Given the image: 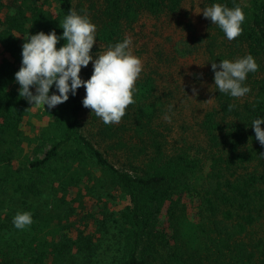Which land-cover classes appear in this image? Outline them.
Wrapping results in <instances>:
<instances>
[{
	"label": "trees",
	"instance_id": "16d2710c",
	"mask_svg": "<svg viewBox=\"0 0 264 264\" xmlns=\"http://www.w3.org/2000/svg\"><path fill=\"white\" fill-rule=\"evenodd\" d=\"M186 1L0 0V197L10 179L33 217L18 230L16 212L4 216L0 202V264H264V146L251 127L264 117V0H204L206 7L239 5L241 34L230 41L208 19L196 35L189 19L188 34L173 43V59L202 53L207 65L213 99L194 122L171 127L163 117L175 119L177 109L169 112L174 104L144 73L119 123L105 124L90 110L86 124L81 86L46 106L37 136L23 130L31 105L14 73L28 35L61 34L64 16L76 10L97 25L95 54L122 41L143 16H180ZM247 54L259 65L245 81L251 91L219 93L211 63ZM91 73L82 67L80 75ZM14 161L21 168L11 182L3 170ZM118 193L126 203L113 210Z\"/></svg>",
	"mask_w": 264,
	"mask_h": 264
},
{
	"label": "clouds",
	"instance_id": "9594fccd",
	"mask_svg": "<svg viewBox=\"0 0 264 264\" xmlns=\"http://www.w3.org/2000/svg\"><path fill=\"white\" fill-rule=\"evenodd\" d=\"M203 16L223 31L228 40H233L243 31L245 21L243 9L236 5L228 7L212 3L204 7ZM61 34L55 30L47 33L38 31L28 35L21 48V65L14 73L20 86L19 93L32 106H47L50 111L66 102L69 95L75 96L83 86L85 95L82 105L90 108L103 123H119L128 105L134 104L135 84L143 71L142 59L133 54L131 37L126 36L114 45L109 44L101 54H92L96 44L97 25L87 14L70 10L59 25ZM65 42L57 47V44ZM92 64V73L87 79L80 75L82 67ZM259 65L251 54L233 60L223 59L219 64L211 63L213 81L219 93L241 98L251 89L245 83L250 72ZM50 89H54L50 92ZM193 93L197 94L196 88ZM234 105H229V109ZM172 106L169 105V112ZM166 121L171 116L165 114ZM264 117L252 120L251 127L256 140L264 146ZM13 226L24 230L33 223L31 211H17L12 218Z\"/></svg>",
	"mask_w": 264,
	"mask_h": 264
},
{
	"label": "rangeland",
	"instance_id": "374dc122",
	"mask_svg": "<svg viewBox=\"0 0 264 264\" xmlns=\"http://www.w3.org/2000/svg\"><path fill=\"white\" fill-rule=\"evenodd\" d=\"M204 7H206L204 0H187L180 16H163L159 19L143 16L127 34L132 39L133 54L143 61V71L140 76L144 73L153 75L157 82L158 93L164 96L165 100L168 98L167 100L174 104L172 108L177 109V113H173L177 121L172 118L170 124L173 125L168 123L171 127L176 125V129L182 118L190 120V123L194 122V116L199 117L201 110L210 105L213 99L210 78L207 76L208 69L202 53L177 60L173 59L171 54L173 43L188 34L185 24L189 19L196 35H202L205 32L208 18H205L201 11ZM104 51L106 50L102 49L96 54ZM87 67L92 69L91 62ZM193 88H196L197 94L193 93ZM45 110L46 106L44 109L42 105L30 108L23 130L31 138L45 128L48 121V117L44 114ZM90 110L84 107L82 113V119L86 124H91L92 110ZM26 156L28 153H22L21 159L24 160ZM18 168H21L19 162L14 161L9 169L3 170V175L11 176L12 182ZM9 180L3 181L4 192L0 197L5 211V214L2 212L4 216L22 211L23 208L16 189ZM125 201L121 194H115L111 199L114 205L112 209L123 208ZM84 223L87 222L84 221Z\"/></svg>",
	"mask_w": 264,
	"mask_h": 264
}]
</instances>
